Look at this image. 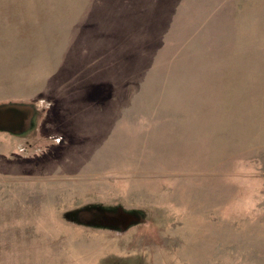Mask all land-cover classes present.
<instances>
[{
	"label": "rangeland",
	"instance_id": "obj_1",
	"mask_svg": "<svg viewBox=\"0 0 264 264\" xmlns=\"http://www.w3.org/2000/svg\"><path fill=\"white\" fill-rule=\"evenodd\" d=\"M0 264H264V0H0Z\"/></svg>",
	"mask_w": 264,
	"mask_h": 264
}]
</instances>
